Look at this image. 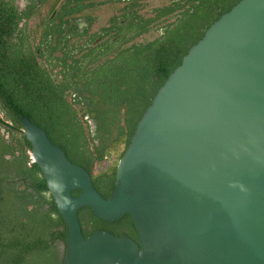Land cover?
Wrapping results in <instances>:
<instances>
[{
    "label": "water",
    "instance_id": "1",
    "mask_svg": "<svg viewBox=\"0 0 264 264\" xmlns=\"http://www.w3.org/2000/svg\"><path fill=\"white\" fill-rule=\"evenodd\" d=\"M21 127L66 226L62 264H264V0H239L188 49L108 198L44 129L26 116ZM83 207L109 222L129 214L137 239L84 237Z\"/></svg>",
    "mask_w": 264,
    "mask_h": 264
},
{
    "label": "trees",
    "instance_id": "2",
    "mask_svg": "<svg viewBox=\"0 0 264 264\" xmlns=\"http://www.w3.org/2000/svg\"><path fill=\"white\" fill-rule=\"evenodd\" d=\"M238 1L59 2L57 11L79 13L97 7L96 11L114 13L110 21L118 19V42L104 50L103 40L96 44V51L81 37L85 33L74 34L77 26H72L70 46L63 52L75 62L68 99L47 88V83H36L27 72V62L18 82L20 91L17 82H9L7 88L0 83V264H62L64 256L66 226L39 166L32 161L21 116L44 129L71 162L89 172L98 192L108 198L117 162L156 91L206 29ZM57 36L55 41L64 43ZM84 61L86 66H81ZM88 105L95 130L86 124L81 107ZM78 219L84 237L104 229L137 239L129 214L109 222L83 207Z\"/></svg>",
    "mask_w": 264,
    "mask_h": 264
},
{
    "label": "flooded vegetation",
    "instance_id": "3",
    "mask_svg": "<svg viewBox=\"0 0 264 264\" xmlns=\"http://www.w3.org/2000/svg\"><path fill=\"white\" fill-rule=\"evenodd\" d=\"M48 1L0 0V83L7 88L9 82H17L16 87L20 91L22 85L18 82L22 80L23 62H27L30 66L27 72L33 74L36 83H47V88L52 87L58 96L68 99L71 96V73L75 62L67 59L63 52L70 46L72 26H77L74 34L85 33L81 37L87 39L90 47L96 51V44L105 40V50L110 44L118 42V19L110 21L114 13L96 11L97 7L79 13L57 11L61 0L53 9L51 7L55 0L47 5ZM86 1L93 4L101 2ZM58 34L64 43L55 41ZM82 64L86 66L87 62ZM81 107L86 124L91 130L97 129L90 117L89 105Z\"/></svg>",
    "mask_w": 264,
    "mask_h": 264
},
{
    "label": "clouds",
    "instance_id": "4",
    "mask_svg": "<svg viewBox=\"0 0 264 264\" xmlns=\"http://www.w3.org/2000/svg\"><path fill=\"white\" fill-rule=\"evenodd\" d=\"M69 203H70V201H69Z\"/></svg>",
    "mask_w": 264,
    "mask_h": 264
}]
</instances>
